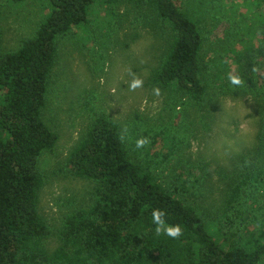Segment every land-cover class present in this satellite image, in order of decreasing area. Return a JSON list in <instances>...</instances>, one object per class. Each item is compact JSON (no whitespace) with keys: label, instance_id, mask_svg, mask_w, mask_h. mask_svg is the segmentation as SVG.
Listing matches in <instances>:
<instances>
[{"label":"trees","instance_id":"16d2710c","mask_svg":"<svg viewBox=\"0 0 264 264\" xmlns=\"http://www.w3.org/2000/svg\"><path fill=\"white\" fill-rule=\"evenodd\" d=\"M45 1L44 20L17 49L2 51L0 30V264H264V0H250L259 7L258 17L249 19V43L242 57L232 60L238 65L232 74L245 81L240 88L220 71L206 74L213 61L206 63L204 47L219 38L218 25L230 43L240 33L233 18L217 16L222 0H199L197 9L189 0ZM94 6L101 13L91 20ZM206 12L218 21L213 31L205 25ZM126 15L167 32V46L148 86L199 111L211 91L261 99L255 158H240L227 176L221 207L209 216L186 200L198 198L201 184L199 177L192 182L191 169L160 181V167L183 145L172 118L147 126L150 143L136 149L142 136L130 139L135 124L121 142L118 123L94 111L63 166L71 177L92 185L93 201L64 218L54 235L57 244L50 249L52 231L39 211L45 184L39 160L59 140L45 118L58 45L85 31L83 40L90 35L87 39L95 41L91 71L102 72L108 45ZM156 208L166 211L169 224L182 227L179 239L156 235L151 216Z\"/></svg>","mask_w":264,"mask_h":264},{"label":"rangeland","instance_id":"374dc122","mask_svg":"<svg viewBox=\"0 0 264 264\" xmlns=\"http://www.w3.org/2000/svg\"><path fill=\"white\" fill-rule=\"evenodd\" d=\"M189 1L194 8L200 7L199 0ZM46 3L45 0L19 3L0 0L2 51L17 49L21 40L35 33L47 14ZM219 11L217 16L234 19L240 33L238 40L230 43L221 33L223 26L218 25L211 12L204 14L208 31L218 25L215 32L219 37L204 47L206 63L213 61L206 73L208 76L219 71L228 76L236 71L238 65L237 61L233 64V57L241 58L248 47L249 35L245 29L250 27L249 19L258 17L259 7L250 0H222ZM100 13L101 10L94 6L89 17L95 20ZM117 32L114 41L108 45V57L102 72H92L94 65L90 52L95 41L87 39L90 35H86L84 41L85 31L75 32L58 45V61L53 71L45 118L58 133L59 140L54 150L39 160V169L45 176L39 211L52 231L53 236L47 243L50 249L57 244L54 235L64 218L74 210L88 207L93 201L92 185L71 177L63 166L70 150L83 136L94 111L114 120L120 129L126 126L128 133L135 124L130 139L137 133L147 137L144 132L147 126L158 127L172 118L183 145L167 165L160 167V181H168L174 171L191 169L194 174L192 182L199 177L201 184L198 198L186 200L198 206L203 214L211 215L221 207L227 176L237 168L240 158L255 155L262 114L259 97L211 91L206 97V106L199 111L165 93L155 95V87L148 86L147 79L167 46V32L143 26L142 19L136 22L133 16L127 15ZM261 69L260 73L264 74V62ZM129 70L143 80V86L135 91L128 87L131 80Z\"/></svg>","mask_w":264,"mask_h":264},{"label":"clouds","instance_id":"9594fccd","mask_svg":"<svg viewBox=\"0 0 264 264\" xmlns=\"http://www.w3.org/2000/svg\"><path fill=\"white\" fill-rule=\"evenodd\" d=\"M255 70V69H254ZM128 75L131 77V80L128 84L130 91H135L138 88H141L143 86V80L139 76H137L135 73L131 72V70L128 71ZM228 81L230 85H232L235 88H240L245 84V81L236 74L229 73L228 74ZM153 92L155 95L160 94V89L155 88L153 89ZM128 128L124 126L121 129L119 140L121 142H124L128 138ZM150 143V139L148 137H140L136 139L135 141V147L136 149H142L145 146H147ZM152 224L154 226V231L157 236L159 235H165L171 239H179L183 235V229L179 224H169L167 221V213L163 209H153L152 213Z\"/></svg>","mask_w":264,"mask_h":264}]
</instances>
